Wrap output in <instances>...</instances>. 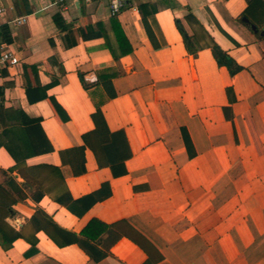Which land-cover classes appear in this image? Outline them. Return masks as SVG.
I'll list each match as a JSON object with an SVG mask.
<instances>
[{
    "label": "crops",
    "instance_id": "crops-1",
    "mask_svg": "<svg viewBox=\"0 0 264 264\" xmlns=\"http://www.w3.org/2000/svg\"><path fill=\"white\" fill-rule=\"evenodd\" d=\"M7 5L0 48L20 62L0 68V186L11 171L26 198L0 264H264V0ZM112 18L131 48L119 61Z\"/></svg>",
    "mask_w": 264,
    "mask_h": 264
},
{
    "label": "trees",
    "instance_id": "trees-1",
    "mask_svg": "<svg viewBox=\"0 0 264 264\" xmlns=\"http://www.w3.org/2000/svg\"><path fill=\"white\" fill-rule=\"evenodd\" d=\"M157 8L154 5V8L152 9V14L154 15L157 12ZM54 23L58 27L59 30L64 32H72V25L67 23V21L64 19V17L61 14H56L54 17ZM112 29L117 36L118 45L120 48V55H117L115 51L113 52V56L115 60L119 61L121 57L126 56L131 51V48L126 44L122 30L119 28L118 21L116 18H112L111 20ZM182 34L184 35V42L186 47L190 52L193 54H196V51L192 48V42L191 39L187 36L185 31L181 29ZM105 38H107L105 36ZM124 39V40H123ZM77 44V41L74 39L72 43H67L66 46H75ZM213 57L215 58L217 64L219 67H225L230 74V76H234L242 71V67L230 56L227 52H225L218 44L214 43L210 47ZM24 73L26 77V87L27 88H33L35 87L36 82H32L28 75L31 73L36 80L39 77V67L37 65L32 66H24ZM82 83L84 87L87 89V85H85V82L82 78ZM37 86V85H36ZM233 91L231 88L227 89V96L232 103L234 100L232 98ZM226 113H229L230 107L225 108ZM229 117V116H228ZM94 122L96 124V128L98 130L104 129L106 126V123L104 121L103 115L101 113L100 108H97V112L93 115ZM184 140L187 146L188 151H190V155L192 152V143L187 135V133L184 131ZM193 156V154H192ZM2 175L5 176V181L2 186H0V245L5 250H8L12 247L14 242L22 237L21 233L16 230L15 227H13L9 220L16 217V211L14 210V206L18 204L20 201H23L26 198V195L24 193L23 188L16 182V180L10 175L12 173L1 171ZM42 217V224L45 228V231L51 236L52 239H55L48 226L54 225L52 223V220L46 216ZM47 225V227L45 226Z\"/></svg>",
    "mask_w": 264,
    "mask_h": 264
},
{
    "label": "built area",
    "instance_id": "built-area-1",
    "mask_svg": "<svg viewBox=\"0 0 264 264\" xmlns=\"http://www.w3.org/2000/svg\"><path fill=\"white\" fill-rule=\"evenodd\" d=\"M13 0H0V17L3 16L8 9L7 3ZM86 3H92L98 0H84ZM133 0H110V12L112 16H118L124 10L132 7ZM17 25L26 22L25 18H19L14 21ZM19 59L15 53L6 46L0 48V68L8 66H17L19 64Z\"/></svg>",
    "mask_w": 264,
    "mask_h": 264
}]
</instances>
